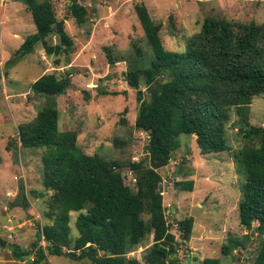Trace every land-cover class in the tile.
Here are the masks:
<instances>
[{
	"label": "trees",
	"instance_id": "16d2710c",
	"mask_svg": "<svg viewBox=\"0 0 264 264\" xmlns=\"http://www.w3.org/2000/svg\"><path fill=\"white\" fill-rule=\"evenodd\" d=\"M22 2L34 33L23 39L13 57H25L39 44L45 56L55 58V67L60 62L67 66L73 43L63 21L55 18L50 2ZM66 11L77 26L85 23L87 13L81 0H68ZM132 11L149 51L143 53L133 44V57L123 75L138 103L133 127L147 136L143 148L146 164L137 161L127 166L134 189L118 161L83 154L76 146V133L58 129L53 98L70 87V70L58 78L53 74L39 76L28 89L43 98L44 104L30 121L16 126V138L20 148L41 150L43 193L36 195L46 196L42 212L46 223L37 227L27 248L9 247L12 260L29 258L28 264H38L48 255L87 260L89 264H138L127 254L141 247L149 234V245L141 252L142 264H180L176 254L189 239L192 219L175 220L177 243L164 216L157 170L164 168L179 148L180 135L193 136L201 155L229 151L225 128L232 109L235 132L242 142L232 154L233 163L243 173L236 205L238 224L256 237L248 264H264V118L259 126L248 122L251 99L264 94V23L206 18L187 41L185 51L176 53L163 49L160 25L153 23L142 3L133 4ZM51 38L55 41L52 44ZM106 62L114 65L108 51ZM83 99L88 100L85 93ZM169 184L180 192L192 189L191 180L171 177ZM70 213H77L74 238L69 235ZM243 239L227 236L220 254L227 257L232 250H244ZM200 264L218 262L204 258Z\"/></svg>",
	"mask_w": 264,
	"mask_h": 264
},
{
	"label": "rangeland",
	"instance_id": "374dc122",
	"mask_svg": "<svg viewBox=\"0 0 264 264\" xmlns=\"http://www.w3.org/2000/svg\"><path fill=\"white\" fill-rule=\"evenodd\" d=\"M48 1L73 43L67 66L60 62L55 67V58L45 56L39 44L29 55L14 58L13 52L26 36L34 33V26L22 0H0V241L4 243L0 244V264H28L29 258L12 260L9 247L27 248L35 239L37 227L46 223L42 216L46 196L36 195L43 193L41 150L20 148L16 138V126L30 121L44 104L43 98L29 92L30 83L44 74L58 78L70 70V87L53 98L58 129L74 131L76 146L83 154L118 161L133 190V174L127 166L137 161L146 164L143 148L147 136L133 127L138 103L135 91L126 85L123 75L133 57V44L149 53L132 11L133 4L145 6L153 23L160 25L158 34L163 49L176 53L185 51L187 41L206 18L264 23V0H81L87 13L82 26H77L67 13L68 0ZM49 42L54 43V38ZM104 48L114 65L107 64ZM140 90H144L143 85ZM83 93L88 96L87 101ZM263 118L264 94L251 99L248 122L259 126ZM234 121V111L230 109L225 128L229 151L201 155L193 136L180 135V146L171 154L168 169L157 170L164 216L177 243L180 240L175 220L192 219L189 239L178 247L176 254L180 264H189L191 254L196 255L198 264L204 258L216 259L218 264H248L256 246L255 234H249L238 224L236 205L243 173L233 163L232 154L242 147V142L235 132ZM172 172L176 175L172 176ZM171 177L175 181L191 180V191L175 190L169 184ZM19 188H23V208L11 205ZM76 214H69L71 238L76 235L73 226ZM227 236L244 238L245 249L232 250L223 257L220 246ZM39 245L45 244L40 241ZM148 245L146 234L141 247L127 257L142 264L141 252ZM38 264H89V261L45 255Z\"/></svg>",
	"mask_w": 264,
	"mask_h": 264
},
{
	"label": "water",
	"instance_id": "95a60500",
	"mask_svg": "<svg viewBox=\"0 0 264 264\" xmlns=\"http://www.w3.org/2000/svg\"><path fill=\"white\" fill-rule=\"evenodd\" d=\"M168 169V166H165ZM23 201H24V195H23V188H19L17 192L16 198L12 201L11 205L14 207L23 208ZM1 245H4L3 242L0 241ZM189 264H198L197 258L195 254H191L190 259L188 260Z\"/></svg>",
	"mask_w": 264,
	"mask_h": 264
},
{
	"label": "built area",
	"instance_id": "2783aa9c",
	"mask_svg": "<svg viewBox=\"0 0 264 264\" xmlns=\"http://www.w3.org/2000/svg\"><path fill=\"white\" fill-rule=\"evenodd\" d=\"M132 181L134 182V179Z\"/></svg>",
	"mask_w": 264,
	"mask_h": 264
}]
</instances>
